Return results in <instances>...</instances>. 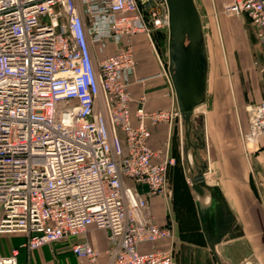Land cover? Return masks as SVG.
I'll list each match as a JSON object with an SVG mask.
<instances>
[{
  "label": "built area",
  "instance_id": "2783aa9c",
  "mask_svg": "<svg viewBox=\"0 0 264 264\" xmlns=\"http://www.w3.org/2000/svg\"><path fill=\"white\" fill-rule=\"evenodd\" d=\"M220 13L248 20L264 74V0H229ZM166 26L163 0H0V236L21 235L32 252L91 229L105 234L109 264H174L172 225L155 223L149 201L170 197L175 161L149 139L157 125L179 127V112L146 111L142 97L131 112L127 91L130 38L150 42ZM247 113L244 158L264 135V99ZM70 252L88 264L98 254L85 241Z\"/></svg>",
  "mask_w": 264,
  "mask_h": 264
},
{
  "label": "crops",
  "instance_id": "0c3cea01",
  "mask_svg": "<svg viewBox=\"0 0 264 264\" xmlns=\"http://www.w3.org/2000/svg\"><path fill=\"white\" fill-rule=\"evenodd\" d=\"M217 30L224 64L210 68L206 61L203 102L193 111L197 128L204 132L212 185L220 189L236 226V236L216 245L215 250L221 264H244L250 260L255 264H264V135L259 137L255 152L248 158H244L238 143V132L245 130L247 125L248 108L264 99V74L252 64L253 60L260 62L261 45L244 16H219ZM160 32L163 33V51L157 45ZM129 41L137 61L133 79L127 87L131 112L138 108L141 97L146 111L174 106V92L167 72L166 28L152 30L150 42L144 34H136ZM107 51H112V47H108ZM163 70L168 79L162 74ZM200 107L204 110L199 113L197 110ZM174 126L176 133L173 132ZM165 143L170 155L180 153V134L176 124L171 129L160 124L151 130L149 144L152 149ZM149 202L155 223L159 226L169 224L168 202L159 198ZM194 210L201 239L181 240L174 264H215L201 233L195 205ZM6 238L0 236V256L18 248L17 264H88L79 262L70 252L72 243L83 241L98 253L92 264H109V245L102 231L88 229L73 239L32 252L20 248L24 237L10 245L2 243ZM164 246L163 243L158 245ZM147 249L148 246L143 247V250Z\"/></svg>",
  "mask_w": 264,
  "mask_h": 264
},
{
  "label": "water",
  "instance_id": "95a60500",
  "mask_svg": "<svg viewBox=\"0 0 264 264\" xmlns=\"http://www.w3.org/2000/svg\"><path fill=\"white\" fill-rule=\"evenodd\" d=\"M163 1L167 13V72L179 112L180 152L181 157H185L182 159L184 178L195 196L194 205L207 249L215 264H221L215 247L234 238L236 226L220 189L207 184L204 178L207 159L199 155V152L207 154L204 132L196 127L193 114L194 109L202 104L205 92L206 56L200 16L193 0ZM187 151L192 164L188 172ZM211 200L219 206L218 224ZM203 214L209 217L208 223L203 221ZM248 262L255 264L253 260Z\"/></svg>",
  "mask_w": 264,
  "mask_h": 264
},
{
  "label": "rangeland",
  "instance_id": "374dc122",
  "mask_svg": "<svg viewBox=\"0 0 264 264\" xmlns=\"http://www.w3.org/2000/svg\"><path fill=\"white\" fill-rule=\"evenodd\" d=\"M197 8V11L200 16L201 21V32L203 38L204 51L206 56V61L209 67H216L217 65H223L224 59L221 51V42L217 30V22L219 16H222L220 13L221 6L228 2L229 0H193ZM233 18V17H229ZM204 108H198V112L203 111ZM195 125L196 118L194 119ZM197 127V126H196ZM177 130V129H176ZM239 143V140H238ZM239 147L241 149L240 143ZM199 155L203 159H207L208 154L199 152ZM178 162L176 166L172 169L176 171L175 178L176 184L171 185L169 180V189L173 188L175 191L170 190V197L168 198V207H167V217L172 225L174 231V259L178 252V245L181 240H200V234L198 231L197 219L195 216L194 210V200L195 196L192 190L190 189V183H187V180L184 178L183 166H182V157L181 152L177 154ZM204 178L207 183H213V177L210 172L204 175ZM173 186V187H172ZM172 189V190H173ZM22 236L19 234L8 235L6 240L2 243L10 245L12 242L17 241Z\"/></svg>",
  "mask_w": 264,
  "mask_h": 264
},
{
  "label": "bare ground",
  "instance_id": "6f19581e",
  "mask_svg": "<svg viewBox=\"0 0 264 264\" xmlns=\"http://www.w3.org/2000/svg\"><path fill=\"white\" fill-rule=\"evenodd\" d=\"M196 7V6H195ZM197 9V8H196ZM193 113H195V112H193ZM192 140H193V138H192ZM185 157L184 156H182V159H184ZM186 158H187V161L189 162V166L190 167H188L187 166V172H188V168H191V166H192V164H191V162H190V152L189 151H187L186 152ZM209 171V165H208V161L206 160V163H205V173H207ZM186 172V175H188V173ZM204 173V174H205ZM208 185H212V184H209V183H207ZM206 202L208 201V199L207 200H205ZM211 203H212V207H213V210L215 211V213H217V220H216V223L218 224L219 223V212H220V210H219V206H218V204L216 203V202H214V201H212L211 200ZM203 221L204 222H206V223H208L209 222V217L207 216V215H204L203 214ZM244 264H251V263H249L248 261L247 262H245Z\"/></svg>",
  "mask_w": 264,
  "mask_h": 264
},
{
  "label": "trees",
  "instance_id": "16d2710c",
  "mask_svg": "<svg viewBox=\"0 0 264 264\" xmlns=\"http://www.w3.org/2000/svg\"><path fill=\"white\" fill-rule=\"evenodd\" d=\"M157 31V30H156ZM160 48H161V50L163 51V33L162 32H160L159 34H158V44H157ZM174 128H175V126H174ZM173 128V132L174 133H176V128L174 129ZM172 137H174V136H172ZM175 141V138H174V140H173V142ZM177 154H178V152H174V155H171V156H173V158H174V161H175V165L173 166V167H171L169 170H168V173H167V181L169 182V180H170V175L172 176L171 177V183L173 184V182H174V180H177L176 178H175V174H176V171H173L172 169L176 166V164H177V162H178V156H177ZM176 184V181L174 182V185Z\"/></svg>",
  "mask_w": 264,
  "mask_h": 264
}]
</instances>
